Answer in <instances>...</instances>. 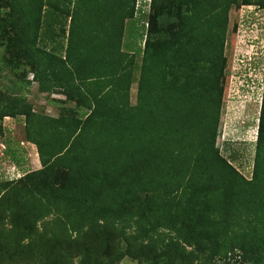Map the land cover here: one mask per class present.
<instances>
[{"label": "trees", "instance_id": "trees-1", "mask_svg": "<svg viewBox=\"0 0 264 264\" xmlns=\"http://www.w3.org/2000/svg\"><path fill=\"white\" fill-rule=\"evenodd\" d=\"M263 4L0 0V22L10 30L0 36V55L14 49L16 74L34 73L40 93L76 101L81 114H39L18 97L0 103V120L25 117L43 167L14 190L9 209V186L32 173L0 185L2 222L33 215L32 226L46 224L40 240L51 238L50 225L60 228L54 237L78 239L108 226L121 242L100 264H217L238 254L264 264V90L252 177L217 147L230 12ZM128 22L136 54L124 50ZM49 264L73 263L55 257Z\"/></svg>", "mask_w": 264, "mask_h": 264}, {"label": "rangeland", "instance_id": "rangeland-1", "mask_svg": "<svg viewBox=\"0 0 264 264\" xmlns=\"http://www.w3.org/2000/svg\"><path fill=\"white\" fill-rule=\"evenodd\" d=\"M147 1L151 3V0ZM257 6L240 5L230 12L225 46L227 71L224 106L217 140V147L222 155L248 179L252 177L254 169L264 90V4ZM9 13L8 8L2 9L4 19L9 17ZM153 13L152 6H148L143 20L147 27ZM132 24L133 22L127 23L124 50L136 54L130 30ZM4 35L8 37L10 30L0 22V36ZM134 42H137L136 36ZM136 60L141 63L142 56L137 55ZM2 62L11 67L6 72L0 68V103L3 106L18 97L32 104L34 111L39 114L55 118L80 117V107L76 101H68L66 96L57 93H40L38 84L33 81L34 73H26L25 76L12 70L16 65H21V61L16 60L14 49L8 48L4 56L0 55V63ZM137 91L138 85L135 83L131 91L133 104L137 102ZM25 126V117H7L0 120V185L32 173L26 182L9 186L4 198V209L13 206L11 200L14 190L25 183L30 184L32 175L39 174L43 168L37 147L27 140ZM1 208L3 207H0V264H49L55 257L71 259L73 264H80L79 258L83 255L88 256V264H100L111 259L120 246L121 241L115 238L114 232L108 226L92 230L85 238L78 239L72 233L65 237H54L52 233L60 232V228L50 225L48 229L51 238L40 240L41 233L45 230V222L41 221L32 226L33 215L28 219L27 216L19 221L17 219V222L14 218L2 222L4 217ZM32 237L36 239V244L31 240ZM41 246L45 250L42 248V251ZM41 251L44 252V261L37 256ZM217 264L247 263L238 254Z\"/></svg>", "mask_w": 264, "mask_h": 264}, {"label": "built area", "instance_id": "built-area-1", "mask_svg": "<svg viewBox=\"0 0 264 264\" xmlns=\"http://www.w3.org/2000/svg\"><path fill=\"white\" fill-rule=\"evenodd\" d=\"M10 178V177H9ZM11 180H14V179H11Z\"/></svg>", "mask_w": 264, "mask_h": 264}]
</instances>
